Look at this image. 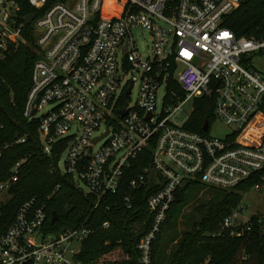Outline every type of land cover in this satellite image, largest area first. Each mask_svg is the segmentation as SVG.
Returning a JSON list of instances; mask_svg holds the SVG:
<instances>
[{"label": "built area", "instance_id": "1", "mask_svg": "<svg viewBox=\"0 0 264 264\" xmlns=\"http://www.w3.org/2000/svg\"><path fill=\"white\" fill-rule=\"evenodd\" d=\"M245 1L50 5V0H29L39 14L28 24L31 14L22 13L18 0H0V60L25 41L26 26L33 25L39 56L25 114L39 120L46 152L65 140L60 172L73 175L77 189L96 197L94 210L118 194L132 210L139 191L152 190L151 218L133 222L141 264L152 263L155 243L185 184L233 190L255 179L251 190L264 188V71L254 62L264 56V36L238 35L228 25ZM139 27L152 34L150 54L136 41ZM213 95L214 122L232 128L225 137L211 134L214 122L206 134L187 126L195 100ZM141 157L147 164L133 174ZM19 165L8 179L0 178V204L18 179ZM245 208L241 204L227 216L222 230L242 236L257 228L264 238V213L246 215ZM47 219V206L38 197L21 204L0 237V264H84L78 256L95 229L82 224L52 232ZM103 226L109 228L111 221Z\"/></svg>", "mask_w": 264, "mask_h": 264}, {"label": "trees", "instance_id": "2", "mask_svg": "<svg viewBox=\"0 0 264 264\" xmlns=\"http://www.w3.org/2000/svg\"><path fill=\"white\" fill-rule=\"evenodd\" d=\"M66 1L50 0L49 4ZM18 2L23 14H39L29 0ZM228 25L238 35L264 36V0H246L229 17ZM38 56L37 37L30 25L26 26L25 41L0 60V119L3 123L0 148L8 145L0 157V178L8 179L20 163L18 179L0 204V237L13 223L20 205L38 197L39 202L47 206L49 231L60 232L82 224L95 229L84 241L78 256L84 264H141L133 222L151 218L147 200L152 190L141 189L132 210L124 207V194L108 195L94 210L96 197L77 189L73 175L60 172L58 165L66 149L65 140H59L50 153L46 152L39 120L25 114ZM215 98L213 95L195 100L196 108L187 124L190 129L207 133L204 124L215 120ZM19 137L26 141L16 142ZM146 164L147 160L141 157L134 163L133 174ZM254 182L255 179L233 190L219 189L212 193L209 202H196L190 213L185 209L191 202L189 191L195 183L181 187L155 243L151 264H264V238L257 228L242 236H233L221 227L224 219L240 208L244 193L251 190ZM54 211L59 214L56 222L52 221ZM107 220L111 221L109 228L103 226ZM181 223L186 226L183 231L179 230ZM167 233H170L167 242H176L168 257L162 246Z\"/></svg>", "mask_w": 264, "mask_h": 264}, {"label": "rangeland", "instance_id": "3", "mask_svg": "<svg viewBox=\"0 0 264 264\" xmlns=\"http://www.w3.org/2000/svg\"><path fill=\"white\" fill-rule=\"evenodd\" d=\"M168 26V25H166ZM134 34L136 37V41L139 45V48L141 49L142 53L144 54H150V46L152 45V34L145 28H136L134 30ZM254 62L257 65V67L264 71V56H257L254 58ZM132 74H128V77H131ZM137 94H138V88L136 87L133 95L131 96L132 98V103H134L137 99ZM48 108H45L42 112L47 110ZM186 111L188 113H191L193 111V103H189L186 106ZM232 130L231 127L227 126L223 121L220 119H217L211 127V134L214 136L218 137H225L227 134L230 133ZM104 139L100 140L96 144V148H99L103 143ZM65 157L66 155L64 154L63 157L61 158L60 161V167L64 171L65 170ZM219 190V188L216 187H211L207 186L202 183H195L192 185V188L190 189L189 193L191 195V202L190 204L186 207L185 212L190 213V211L193 210V208L196 206V202L202 201V202H209L210 197L212 196V193L214 194ZM246 206L247 209L245 208V214L246 215H252L255 213H264V188L261 191L258 190H251L249 193L244 195L242 206ZM199 217V216H198ZM201 217V216H200ZM184 218V217H183ZM182 218V221H184ZM186 228L183 223L180 224L179 230L183 231ZM170 233L165 234L163 240H162V246L164 247V250L167 254V257L170 255L172 252V248L175 246L176 242L174 243H168V235Z\"/></svg>", "mask_w": 264, "mask_h": 264}, {"label": "water", "instance_id": "4", "mask_svg": "<svg viewBox=\"0 0 264 264\" xmlns=\"http://www.w3.org/2000/svg\"><path fill=\"white\" fill-rule=\"evenodd\" d=\"M34 16L31 14L27 18V23L30 24L33 20ZM204 129L207 131L209 129V121H206ZM59 219V214L57 211H54L52 214V221L56 222Z\"/></svg>", "mask_w": 264, "mask_h": 264}]
</instances>
